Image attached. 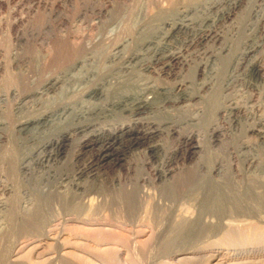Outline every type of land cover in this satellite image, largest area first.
<instances>
[{
	"label": "rangeland",
	"instance_id": "374dc122",
	"mask_svg": "<svg viewBox=\"0 0 264 264\" xmlns=\"http://www.w3.org/2000/svg\"><path fill=\"white\" fill-rule=\"evenodd\" d=\"M228 3L0 0V264H264V79L239 64H264V0ZM102 84L155 110L20 148L22 120Z\"/></svg>",
	"mask_w": 264,
	"mask_h": 264
},
{
	"label": "bare ground",
	"instance_id": "6f19581e",
	"mask_svg": "<svg viewBox=\"0 0 264 264\" xmlns=\"http://www.w3.org/2000/svg\"><path fill=\"white\" fill-rule=\"evenodd\" d=\"M243 0H227L228 5L230 6V9L226 12L223 13V17L229 18L231 16L232 11H234V9H236ZM224 2V1H223ZM187 17V16H186ZM171 27H174V29L176 30H182L187 28V24H185V20L184 19H180L178 22H174L172 24H170ZM212 32V29L208 30L204 36L210 35ZM264 33V32H263ZM203 35V34H202ZM213 35V34H212ZM259 46L255 47L254 49L249 50L248 52H246L245 54L242 55L241 59H240V63L239 64H243V61L245 59L248 58L249 62H248V67L256 72V74L260 77V79H264V64L261 62L260 59L257 58H251L253 56L254 53L258 52ZM102 56V55H101ZM177 57V56H176ZM173 54L169 57V60H172L174 58H176ZM120 58V57H119ZM113 60V59H112ZM28 66V65H27ZM26 66V67H27ZM3 68V67H2ZM24 69V68H23ZM22 69V70H23ZM25 71V70H24ZM250 71V70H249ZM23 74V72H22ZM27 74V73H26ZM25 74V76H26ZM21 75V73H20ZM51 83V82H50ZM97 85V84H96ZM103 85V84H102ZM44 87V86H42ZM45 88V87H44ZM107 88V87H106ZM103 86H99V87H92L88 90V100L85 99V101H78L76 103H73L72 106H69L68 103L64 101L62 102L61 107H55L53 109H49L48 112L46 113H42L40 117L38 118H32L30 119H24L22 120L19 124H18V128L20 131H25L24 133H30L31 135L25 140L21 141L18 143V145L20 146V148L24 149H28V145L30 144V142H35L39 139L42 138V134L45 131H49L50 129H52L55 126H61V124H63V127H67L68 125H71L73 123V125H79L80 121L84 122V118H86L87 120H90L88 123H90L91 121H95L96 120H102L107 118L108 116H122L123 110H126V108H129V114L131 117L136 116V115H140L142 113H148V111L150 110H155L153 109L151 106L148 105V102L146 100H141L139 97L134 96V95H124L121 96L119 95L117 97L116 100H113V98L109 101L108 97L110 94V90L106 89ZM120 90V87L117 88ZM38 92V91H37ZM87 92V91H86ZM113 95L115 93H117L115 90L111 92ZM66 98V97H65ZM91 99V100H90ZM214 101V100H213ZM83 103H85L86 107H83ZM85 108V109H84ZM233 114H237L240 113L241 111L239 110V108H231ZM118 111V112H116ZM253 114V113H252ZM238 115V114H237ZM236 115V116H237ZM249 116V115H248ZM93 126V125H92ZM77 128V127H76ZM79 128V127H78ZM5 126L4 123H0V141H2L3 139H6L8 137H6V134L2 131H4ZM125 128L121 129L124 130ZM249 132L255 133L256 135H258L259 137L264 139V119L263 118H259L257 119V122L248 129ZM68 133L64 132L62 134V139H60L59 141H57L55 143V145L57 147H60L62 142L64 140H66ZM18 141V140H17ZM20 141V140H19ZM32 145V144H31ZM199 145V144H198ZM33 146V145H32ZM26 151V150H25ZM23 151V152H25ZM24 154L25 153H21ZM27 155V154H26ZM29 155V154H28ZM261 161L259 159H250L249 160V164L251 165H258ZM201 178V177H200ZM209 178V177H208ZM211 178V177H210ZM261 180V179H260ZM211 181V180H210ZM249 181V180H248ZM255 179H252L251 182H249L250 186H253L256 184ZM258 182V181H257ZM212 183V182H211ZM216 184V183H215ZM214 184V187H215ZM220 184V183H219ZM226 184V183H225ZM229 184V183H228ZM258 184H262L264 185V181L259 182ZM199 185V184H198ZM203 185V184H202ZM202 185L201 188H202ZM224 185V184H223ZM229 186V185H228ZM246 186V185H245ZM205 187V186H204ZM222 187V186H221ZM231 187V186H230ZM253 189V188H252ZM193 190V189H192ZM205 190V189H203ZM249 190V189H248ZM245 192V191H244ZM251 192V191H250ZM249 193V192H248ZM214 194V193H213ZM220 194V193H219ZM235 194V193H234ZM207 195V194H206ZM212 195V194H211ZM233 196V195H232ZM205 197V195H204ZM215 197V196H214ZM220 197V196H219ZM262 197V196H261ZM207 198V197H206ZM264 198V197H263ZM261 198V199H263ZM216 199V197H215ZM231 199V198H230ZM247 199V198H246ZM258 199V198H257ZM214 200V199H213ZM218 201V198L216 199ZM225 200V199H222ZM228 200V199H227ZM240 200V199H239ZM264 200V199H263ZM219 202V201H218ZM256 202V201H254ZM260 202V201H259ZM217 203V202H216ZM230 203V202H229ZM250 203V202H249ZM204 204V203H203ZM209 204V203H208ZM213 205H215V202L213 203ZM238 206L236 205L235 202V198H232V201L230 203V210L232 211V209H235V207ZM251 206V205H250ZM254 206V205H253ZM215 207V206H214ZM222 207V206H221ZM259 207V206H258ZM257 207V208H258ZM239 208V207H238ZM255 208V210L257 209ZM211 209V208H210ZM241 209V208H240ZM253 209V208H252ZM224 210V209H223ZM253 210V211H255ZM220 211V210H219ZM228 211V210H227ZM252 212V211H251ZM256 212V211H255ZM216 213V212H215ZM236 213V212H235ZM257 213V212H256ZM227 214V213H226ZM231 214V213H230ZM245 214V212H244ZM254 214V213H253ZM205 215V214H204ZM231 216V215H230ZM225 218V217H224ZM213 220V219H212ZM196 226V225H195ZM199 227V226H198ZM40 229V228H39ZM198 230V229H197ZM196 230V231H197ZM55 241V240H54ZM195 247V246H194Z\"/></svg>",
	"mask_w": 264,
	"mask_h": 264
}]
</instances>
